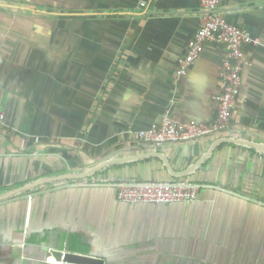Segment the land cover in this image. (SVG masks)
I'll list each match as a JSON object with an SVG mask.
<instances>
[{"label":"crops","instance_id":"0c3cea01","mask_svg":"<svg viewBox=\"0 0 264 264\" xmlns=\"http://www.w3.org/2000/svg\"><path fill=\"white\" fill-rule=\"evenodd\" d=\"M219 9L250 36L230 127L151 144L127 128L216 114L225 44L175 73L199 0H0V264H51L45 248L67 237L104 264H264V0ZM175 178L198 198H116L115 183Z\"/></svg>","mask_w":264,"mask_h":264},{"label":"built area","instance_id":"2783aa9c","mask_svg":"<svg viewBox=\"0 0 264 264\" xmlns=\"http://www.w3.org/2000/svg\"><path fill=\"white\" fill-rule=\"evenodd\" d=\"M199 24L187 43L186 52L177 59L176 76L187 69L200 55L208 41H221L226 54L219 71L218 91L213 95L216 114L211 121H180L163 115L158 125L136 129L127 128L142 143H167L205 137L220 133L231 125L232 109L239 93L243 62L242 48L250 40L249 33L231 23L219 9V0H199ZM141 6L145 5L140 1ZM0 119L2 115L0 114ZM38 140L37 137H35ZM116 198L128 204L187 203L196 200L200 185L190 179L127 180L114 184ZM51 264H63L54 260Z\"/></svg>","mask_w":264,"mask_h":264},{"label":"water","instance_id":"95a60500","mask_svg":"<svg viewBox=\"0 0 264 264\" xmlns=\"http://www.w3.org/2000/svg\"><path fill=\"white\" fill-rule=\"evenodd\" d=\"M228 138H217L213 144L209 147V149L199 157V159H197L193 164H191L188 168H186L185 170L181 171V172H176L173 171L171 169V167L168 165V163H166L168 170L170 171V173H172L173 175H183V174H187L190 173L194 170V168L212 151L213 147L218 144L221 141H227ZM256 148H260V146L255 145ZM159 155L160 157H162L160 155V153H154ZM113 161H108L105 162L97 167H94L92 169L89 170H85V171H81L79 173H72V174H66L63 177H73V178H83L86 177L87 175L95 172L97 169L105 166L108 163H111ZM58 177H54L52 179H55ZM42 181H37L34 183H30L28 185L22 186L17 188L14 192L20 191V190H24L27 187H32L36 184H41ZM9 195V194H8ZM62 239H59V241H56V243H53L52 241L49 244H52V247L49 248L50 246H48V248H45V251H48L50 253V255L55 259V260H62L63 264H104V261L102 258L97 257V256H93V255H88V254H84V253H80V252H76L74 250H71L70 248L73 245L72 243V239L70 238H66L63 240V245H62Z\"/></svg>","mask_w":264,"mask_h":264}]
</instances>
